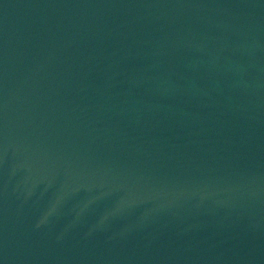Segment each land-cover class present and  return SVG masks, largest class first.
<instances>
[{
	"label": "water",
	"instance_id": "1",
	"mask_svg": "<svg viewBox=\"0 0 264 264\" xmlns=\"http://www.w3.org/2000/svg\"><path fill=\"white\" fill-rule=\"evenodd\" d=\"M0 264H264V0H0Z\"/></svg>",
	"mask_w": 264,
	"mask_h": 264
}]
</instances>
